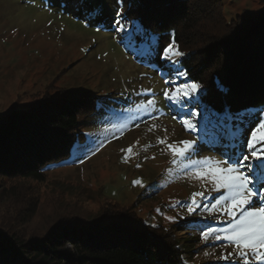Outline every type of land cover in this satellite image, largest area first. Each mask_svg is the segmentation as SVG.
Instances as JSON below:
<instances>
[{"label": "rangeland", "instance_id": "1", "mask_svg": "<svg viewBox=\"0 0 264 264\" xmlns=\"http://www.w3.org/2000/svg\"><path fill=\"white\" fill-rule=\"evenodd\" d=\"M137 1L0 0V116L12 108L76 96L84 100L65 161L45 167L41 180L0 177V224L31 236L69 218L92 220L104 210L122 211L132 222L142 220L169 232L184 250L182 264H229L217 259L221 252L233 251L227 241L200 239L205 227L226 226V219H217L222 213L201 207L189 215L186 205L175 204L188 201L192 192L210 191L211 184L190 176L188 161L171 164L167 145L197 140L193 161L222 160L239 149L237 141H217L215 127L205 128L196 109L195 132L173 119L176 113L165 103L163 89L173 86L167 81L188 82L181 72L171 71L177 60L162 62L154 51H162L172 39L144 33L128 17ZM217 1L226 24L247 15L264 17V0ZM118 11L125 32L115 30ZM193 60L200 62V55ZM201 90L184 99L197 101ZM149 99L154 106L137 110ZM190 109L185 105L182 111ZM251 110L264 115V109ZM129 146L131 152L122 151ZM218 195L212 192L202 204L210 206Z\"/></svg>", "mask_w": 264, "mask_h": 264}, {"label": "trees", "instance_id": "2", "mask_svg": "<svg viewBox=\"0 0 264 264\" xmlns=\"http://www.w3.org/2000/svg\"><path fill=\"white\" fill-rule=\"evenodd\" d=\"M205 1L138 0L128 17L144 33L169 36L185 53L171 71L202 86L198 103L186 105L201 112L202 123L205 109L220 117L264 109V17L226 24L218 1ZM83 104L76 96L0 116V177L41 180L45 167L65 161ZM125 215L104 210L31 236L0 224V264L183 263L184 250L169 232Z\"/></svg>", "mask_w": 264, "mask_h": 264}, {"label": "snow or ice", "instance_id": "3", "mask_svg": "<svg viewBox=\"0 0 264 264\" xmlns=\"http://www.w3.org/2000/svg\"><path fill=\"white\" fill-rule=\"evenodd\" d=\"M115 15L117 17L114 21L115 30L125 32V25L120 19L122 12L118 11ZM127 35L131 36V34ZM154 51L160 61L169 63L185 55L175 40L163 47L162 51ZM160 66L163 67L164 64L161 63ZM178 74L186 75L185 73ZM167 83L173 86L163 89L162 94L169 109L176 113L173 119H179L186 130L197 131L199 121L193 123V118L198 115L197 111L190 109L189 112H183L182 110L185 105L191 103L184 98L192 97L202 89V86L196 82L174 84L173 81H167ZM154 104L155 101L149 99L146 105H138L137 110L148 111ZM203 116L205 128L215 123L216 127L213 131L216 132L217 141L221 137L235 140L239 150H234L222 160L204 157L193 161L192 156L198 150L199 141L185 139L178 143L168 144L167 148L173 157L171 164L181 165L188 161L185 171L190 167V176L202 183L211 184L210 191L192 192L188 201L177 200L175 204L186 205L189 215H194L201 207L209 213L213 211L222 213V217H217V219H226V226L205 227L200 231V239L203 242H208L210 239L223 240L232 246V252H221L217 259L229 262V264H232V261H235V264H241V261L243 264H252L253 260L261 264L264 262V115L258 111L245 110L237 113L226 111L224 116L220 117L205 109ZM124 127L120 129L121 134ZM203 139L201 137V140ZM158 143H165V140L158 138ZM99 146L102 147L103 144ZM96 150L98 151L99 147ZM122 151L128 153L132 151V148L129 146L128 149ZM133 184H140L144 187L139 180H134ZM212 192L219 194L213 197L215 202L210 206L202 204L206 196H210ZM257 204L261 206L257 207ZM168 219L174 220L175 218L168 217ZM153 227L156 226L153 225ZM208 255L209 253H205V256Z\"/></svg>", "mask_w": 264, "mask_h": 264}]
</instances>
